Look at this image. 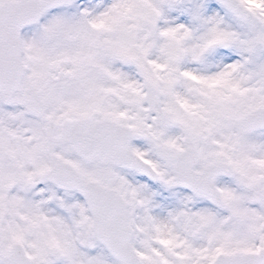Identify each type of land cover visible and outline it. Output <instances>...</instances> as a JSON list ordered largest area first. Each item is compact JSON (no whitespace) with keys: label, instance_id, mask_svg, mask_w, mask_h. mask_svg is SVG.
Wrapping results in <instances>:
<instances>
[{"label":"snow or ice","instance_id":"obj_1","mask_svg":"<svg viewBox=\"0 0 264 264\" xmlns=\"http://www.w3.org/2000/svg\"><path fill=\"white\" fill-rule=\"evenodd\" d=\"M0 264H264V0H0Z\"/></svg>","mask_w":264,"mask_h":264}]
</instances>
